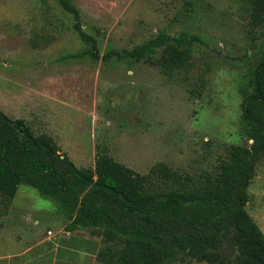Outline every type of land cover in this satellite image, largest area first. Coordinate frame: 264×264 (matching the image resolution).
<instances>
[{
  "label": "rangeland",
  "instance_id": "rangeland-1",
  "mask_svg": "<svg viewBox=\"0 0 264 264\" xmlns=\"http://www.w3.org/2000/svg\"><path fill=\"white\" fill-rule=\"evenodd\" d=\"M72 4L86 38L58 0H0V111L51 136L76 167L96 172L99 162L94 178L113 180L130 201L210 200L236 175L234 156L251 144L241 134L240 106L264 59V17L255 22L251 0ZM160 33L199 37L189 72L165 75L162 50L141 61L117 56ZM93 47L97 59L81 56ZM201 75L204 88L192 96ZM247 194L245 210L264 235V157ZM106 222L115 234L110 255L96 264H180L172 223L111 214ZM62 223L60 207L31 186L20 185L8 206L0 201V238Z\"/></svg>",
  "mask_w": 264,
  "mask_h": 264
},
{
  "label": "trees",
  "instance_id": "trees-1",
  "mask_svg": "<svg viewBox=\"0 0 264 264\" xmlns=\"http://www.w3.org/2000/svg\"><path fill=\"white\" fill-rule=\"evenodd\" d=\"M58 2L74 17L75 31L86 38L72 0ZM251 6L252 18L259 24L264 17V0H251ZM196 42H200L196 35L160 33L117 56L141 61L162 50L160 68L171 78L176 73L189 72ZM85 55L97 59V49L93 47L81 54ZM204 84L201 75L190 94L200 96ZM251 85L252 91L243 97L240 106L241 134L251 144L233 158L236 175L207 202L184 197L170 202L163 195L130 201L116 190L113 180L94 178L99 162H96V172L76 167L59 154V147L51 136L35 135L22 119H11L1 111L0 201L8 206L20 185L35 188L63 211L66 231L84 230L100 238L102 247L96 261L110 255L106 246L110 235L115 233L106 216L111 214L117 220L132 223L143 224L153 219L172 223L180 264H264V235L245 210L255 166L264 157V59L254 69Z\"/></svg>",
  "mask_w": 264,
  "mask_h": 264
},
{
  "label": "crops",
  "instance_id": "crops-1",
  "mask_svg": "<svg viewBox=\"0 0 264 264\" xmlns=\"http://www.w3.org/2000/svg\"><path fill=\"white\" fill-rule=\"evenodd\" d=\"M65 226L43 233L26 230L9 240L2 233L0 247L8 249L0 251V264H96L100 238L84 230L66 231Z\"/></svg>",
  "mask_w": 264,
  "mask_h": 264
}]
</instances>
